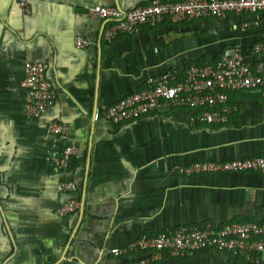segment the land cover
Returning <instances> with one entry per match:
<instances>
[{
	"label": "crops",
	"instance_id": "crops-1",
	"mask_svg": "<svg viewBox=\"0 0 264 264\" xmlns=\"http://www.w3.org/2000/svg\"><path fill=\"white\" fill-rule=\"evenodd\" d=\"M150 0H0V264H123L107 253L140 232L177 224L264 220V175L254 172L180 174L176 166L264 153V95L230 93L237 110L226 123L203 124L195 110L172 107L109 123L100 116L112 103L167 70L211 62L238 45L247 54L264 39V10L228 13L154 25L111 41L107 22L86 5L126 11ZM244 21H254L242 28ZM87 39L85 47L74 44ZM45 63L53 103L38 116L24 108V62ZM56 119L65 134L46 132ZM66 144L81 149L58 162ZM61 177L77 184L78 208L56 213ZM81 204L82 210L80 209ZM150 264H250L228 252L160 256ZM261 264H264L261 263Z\"/></svg>",
	"mask_w": 264,
	"mask_h": 264
},
{
	"label": "built area",
	"instance_id": "built-area-1",
	"mask_svg": "<svg viewBox=\"0 0 264 264\" xmlns=\"http://www.w3.org/2000/svg\"><path fill=\"white\" fill-rule=\"evenodd\" d=\"M24 13L30 12V0H17ZM87 14L107 22L103 36L111 41L119 34L133 33L142 24L154 25L167 19L170 22L205 17H224L228 13L244 14L264 10V0H150L122 11L114 5H86ZM254 21H244L247 28ZM74 44L85 47L84 37L76 36ZM46 64L24 62L21 80L26 90L24 108L38 116L54 101L51 83L45 75ZM259 91L264 95V39L254 41L247 54L238 45L225 47L211 62L189 64L182 75L175 70L148 77L145 85L102 105L100 116L109 123L136 119L151 113H164L172 107L195 110L193 119L203 124L226 123L237 105L230 102L234 92ZM45 130L51 134H65L67 125L52 119ZM81 149L72 144L64 146L58 162L66 165L70 157L80 156ZM180 174L194 172H254L264 175V153L224 159L220 161L195 160L176 166ZM55 188L64 194L56 207L60 216L78 208L75 196L77 184L68 177L57 180ZM206 250L228 252L240 261L250 264L264 262V220H230L219 225L211 223H180L170 229L146 230L123 245L112 246L107 253L123 264H150L160 256L185 258Z\"/></svg>",
	"mask_w": 264,
	"mask_h": 264
},
{
	"label": "water",
	"instance_id": "water-1",
	"mask_svg": "<svg viewBox=\"0 0 264 264\" xmlns=\"http://www.w3.org/2000/svg\"><path fill=\"white\" fill-rule=\"evenodd\" d=\"M82 206H83V205L81 204V206H80V209H81V210H82Z\"/></svg>",
	"mask_w": 264,
	"mask_h": 264
}]
</instances>
